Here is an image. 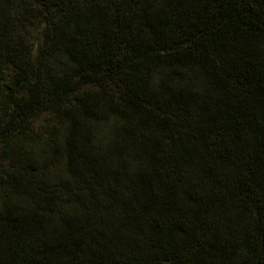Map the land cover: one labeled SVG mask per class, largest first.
<instances>
[{
	"label": "trees",
	"instance_id": "obj_1",
	"mask_svg": "<svg viewBox=\"0 0 264 264\" xmlns=\"http://www.w3.org/2000/svg\"><path fill=\"white\" fill-rule=\"evenodd\" d=\"M0 264H264V0H0Z\"/></svg>",
	"mask_w": 264,
	"mask_h": 264
},
{
	"label": "rangeland",
	"instance_id": "obj_2",
	"mask_svg": "<svg viewBox=\"0 0 264 264\" xmlns=\"http://www.w3.org/2000/svg\"><path fill=\"white\" fill-rule=\"evenodd\" d=\"M36 36L30 37V39H29V42H30L31 45H33V47L35 45ZM8 80H9V76H7V78H6V81H8ZM45 118L46 117L43 115L39 120H37V122H35L34 128L41 130L42 127L44 126Z\"/></svg>",
	"mask_w": 264,
	"mask_h": 264
}]
</instances>
